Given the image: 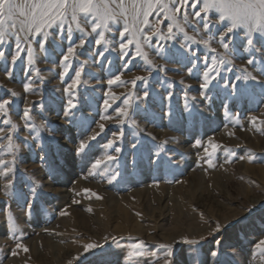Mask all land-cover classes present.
<instances>
[{"label":"rangeland","instance_id":"rangeland-1","mask_svg":"<svg viewBox=\"0 0 264 264\" xmlns=\"http://www.w3.org/2000/svg\"><path fill=\"white\" fill-rule=\"evenodd\" d=\"M26 2L36 0H16ZM108 4L117 19L108 21L110 30L98 29L105 32L102 44H95L98 32L92 34L67 63V48L81 39L74 25L71 40L67 23L64 31L48 28L41 49L43 31L21 30L27 17L17 14L14 28L7 22L0 43V102L11 101L0 110V264H264V37L238 25L226 50L218 41L231 22L220 20L215 8L202 13L208 32L180 0H152L151 8L147 0ZM200 8L202 0L195 11ZM145 10L137 40L133 17L139 12L143 21ZM125 21L130 31L121 41ZM129 39L121 58L119 43ZM210 69L218 70L210 72L217 78L202 90ZM76 70L81 83L65 93ZM115 75L124 83L109 86ZM137 76L148 79L133 85ZM124 98L129 117L119 118L115 109L125 106ZM69 99L76 107L66 114ZM25 107L31 109L28 125ZM81 141L87 147L77 154ZM8 181L11 195H5ZM216 223L225 226L219 234L212 231ZM183 237L205 240L190 245ZM214 240L222 241L216 258L208 255ZM140 241L146 247L134 248ZM88 244L94 247L86 250ZM162 244L172 245L174 255L167 256Z\"/></svg>","mask_w":264,"mask_h":264},{"label":"snow or ice","instance_id":"snow-or-ice-1","mask_svg":"<svg viewBox=\"0 0 264 264\" xmlns=\"http://www.w3.org/2000/svg\"><path fill=\"white\" fill-rule=\"evenodd\" d=\"M173 4L175 3V0H170ZM181 4L184 6H191L193 8V12L195 16L198 18V22L203 23V28L205 31L210 32V21L209 19L204 16L202 17V13L206 12L209 8H215L220 13V20H224L225 17L228 18V20L231 22V26L228 27L223 33L220 34L219 37V43L221 47L224 49H229L230 45L234 41V30L237 28L238 25H242L245 28L248 29V32L251 33L252 31H259L261 33V36L264 37V0H202L203 8H200V11H195L196 8L200 7L201 0H180ZM157 3H159V0H157ZM153 6L152 0H147V7L151 8ZM166 7V6H165ZM179 10V9H178ZM19 14L20 16L27 17L25 21H21V30L27 25L29 27V30L31 31L32 28L35 29V33H41L43 31V35L45 37L44 41H40V47L41 49L45 48V41L49 38L51 35L47 32L48 28H51L54 24L57 25V28L59 31L65 30V24L67 23V36L68 39H72V31H73V25L77 30L81 33V39L79 41L78 45L69 46L67 48V54H65L62 58L63 63H67L69 61V55L74 56L76 54V51L79 48H83L87 42L88 37L92 34H96L98 32V29H109L108 21L112 20L113 22L116 21L117 17L109 10V4L108 0H36V2H26L24 4L16 3V0H0V43L3 42V37L5 32L8 30V23L11 22V26L14 28L16 24V16ZM80 14H83V17H81ZM148 11L145 10L143 12V16L145 19L143 21L140 20L139 12L136 13L133 17L134 26L131 29L133 35L137 38L140 34L143 33V29L139 27L140 23H147L146 17L148 16ZM170 19H174V17H169ZM58 22V24H57ZM91 26V32H88L86 30L87 26ZM130 30L127 27V21H125V28L120 33V39L123 41L125 38V34L128 33ZM181 31H183L181 29ZM171 32H172V26L169 25V38H171ZM105 35L104 31L98 32V37L95 39V44L97 46L102 44V39ZM187 37V34H185ZM211 39H215V34L212 33L210 36ZM150 39L149 37L145 38V42ZM187 39H191L194 42H202L205 46L208 45V40L203 41H195L193 37H187ZM17 40L19 41V37H17ZM133 43L131 39L127 41V43L120 42L119 43V50L121 53V58H126L128 53L125 52V49L128 47L129 44ZM254 41L249 36L248 37V45H253ZM17 47H19V44H17ZM183 47V45H181ZM137 48H139V43H137ZM212 51L215 53L216 50L212 49ZM29 53H31V48H29ZM141 53H137V55H140ZM101 57L104 56V52L101 51L99 53ZM4 53L0 52V57H3ZM19 56V52H17L16 55H13L12 57V63L15 64L17 61V58ZM146 58V57H145ZM131 61H129V65H131ZM151 63V61H149ZM249 64L255 63L253 60L248 61ZM126 70H130V67L128 65H125ZM230 70V69H229ZM193 71L192 68L189 69V72L191 73ZM212 71H218L217 69H210V71H206L203 74V83L200 84V88L202 90L209 89L210 84L217 78L214 76H210V72ZM261 71H264V68L261 69ZM67 73V69L65 68L64 72L61 73V77L63 78L64 75ZM11 75V73H9ZM81 77V71L76 70L74 76L71 79V83L68 84L67 87H65L64 91L65 93L71 94L73 90H75L78 85L81 83L80 80ZM245 79H248L249 76H245ZM147 77H141L137 76L135 79L131 81L133 85H136L138 81L146 82ZM240 78L237 77V80ZM251 79L255 80V77H251ZM117 83H124V81L121 80L120 75H115L114 78L108 80V85L112 86ZM191 87V86H188ZM237 85L233 84V92L236 91ZM30 89L29 84H25V91H28ZM34 90V89H33ZM11 95L13 97H16L18 94L15 92H12ZM105 97H108L110 93L105 92ZM115 95V94H111ZM169 97L172 96V93H168ZM201 95L205 98L210 99L207 97V93L205 91H202ZM144 96L148 97L149 92L147 90L144 91ZM194 99V98H193ZM10 100H3L0 102V110H4L5 106L10 105ZM124 107H118L115 109L116 113L118 114L119 118H127L129 117V107L130 102L128 98L123 99ZM69 108L66 109V114L70 111V109H74L76 107V104L73 102V100L69 99L68 101ZM105 109L110 107L109 100H104ZM188 108V105L186 104V109ZM31 109L29 107H25L23 109V119L25 121V124L28 125L29 121L31 120ZM102 119L108 120L112 119V117H109L107 115L102 116ZM255 120V117L253 118ZM7 123V121L5 122ZM120 123H125L124 119H120ZM13 129H16L18 131V126L12 125ZM100 132L102 133L105 129V125L101 123L99 125ZM100 135V133H96L95 135L91 136L90 140H95L96 137ZM11 139V138H10ZM24 143L26 146L28 145V141L25 138ZM200 141H196V144L199 145ZM114 144L113 140L108 141V146L112 147ZM87 147V142L81 141L79 146L75 149V152L77 154H82ZM135 147V145L133 146ZM217 148V145L213 144L212 149L215 150ZM117 152H120V148L115 149ZM205 152H208V149L205 148ZM210 155V154H209ZM108 160H114L116 157L108 156ZM41 160H44V157H41ZM4 161H0V164H3ZM101 164L100 160H97L95 162V166H98ZM115 179V177H113ZM13 182L8 181L7 185H5V195H11L12 193L9 191V189L12 187ZM85 192H88L89 190L85 189ZM35 196V191L33 190V197ZM32 209V202L28 203V211L31 212ZM63 214V213H62ZM224 225H221L220 223H216L215 228L212 230L214 233L219 234L222 229L224 228ZM11 231V230H10ZM183 242L190 245H199L202 241L205 240V238L201 237L200 240H190L187 237L182 238ZM214 246L213 248L208 250V255H210L212 258H216L221 253V240H214ZM260 244H264V240H261L259 242ZM141 246H145L143 241H140L138 244L133 245L134 248H138ZM17 247H23L22 245H17ZM94 245L88 244L85 246V249L93 248ZM161 249H166V255L167 256H173L174 251L172 245H158ZM27 251V249H24ZM164 264H170V261L165 260ZM213 264H215V260L213 261Z\"/></svg>","mask_w":264,"mask_h":264}]
</instances>
